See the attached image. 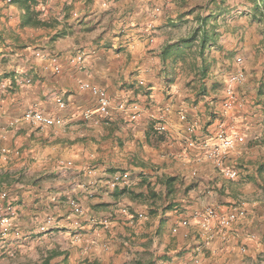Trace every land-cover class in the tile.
I'll list each match as a JSON object with an SVG mask.
<instances>
[{"label":"crops","instance_id":"1","mask_svg":"<svg viewBox=\"0 0 264 264\" xmlns=\"http://www.w3.org/2000/svg\"><path fill=\"white\" fill-rule=\"evenodd\" d=\"M9 1L0 0V195L17 211L4 238L22 246L11 243L15 255L3 250L0 264H264V60L233 63L242 30L224 24L238 0H47L53 31L21 29ZM202 22L210 42L161 58ZM237 71L245 78L224 91ZM28 109L48 123L30 125ZM218 121L242 139L233 178L197 147L215 142ZM208 207L230 217L223 232L197 221Z\"/></svg>","mask_w":264,"mask_h":264},{"label":"bare ground","instance_id":"2","mask_svg":"<svg viewBox=\"0 0 264 264\" xmlns=\"http://www.w3.org/2000/svg\"><path fill=\"white\" fill-rule=\"evenodd\" d=\"M243 79L244 73L242 71H237L236 73H234L230 77L229 82L226 84V91L228 93H231L234 87L239 84ZM82 87L86 88V83L83 84ZM91 94L93 97H95L99 107L103 108L107 106L108 102L105 98L102 97L100 90L91 89ZM25 116L30 125L36 127L43 126L46 120L45 117L36 110L28 111L27 115ZM90 116H92V113L90 111L84 113V117L89 118ZM228 123L218 121L215 125L216 129L214 131L215 142H213V144L211 145H208L205 142L199 143L197 147L199 148V150H203V159L208 161L216 172L221 175L223 174L228 178H233L238 175L239 167H235L229 164L230 152L235 149L237 143H239L242 139L237 133V126L234 123ZM195 127L196 124L190 125L189 131L192 132ZM183 141L185 145L191 143L190 137L185 138V140ZM1 154L2 156L10 155V151L3 149L1 151ZM60 165L65 167H71L72 163L70 161L60 162ZM119 181L120 176L116 174L109 179L108 184L111 187H114ZM0 200L3 201L1 202L2 205H0V239H3L6 236L7 231L14 230L15 221L17 219V211L15 210L14 206L9 203L6 206L3 205L5 195H0ZM195 216L197 218V221L201 223L205 229L214 228L216 231L223 232L225 229L228 228L229 224H231L230 217L226 215L222 210L214 207H208L202 212L196 214ZM52 220V218L48 219L47 224H51L53 222ZM179 223H181L182 226L187 225L186 220H181ZM103 226L107 227V223L103 224Z\"/></svg>","mask_w":264,"mask_h":264},{"label":"trees","instance_id":"3","mask_svg":"<svg viewBox=\"0 0 264 264\" xmlns=\"http://www.w3.org/2000/svg\"><path fill=\"white\" fill-rule=\"evenodd\" d=\"M47 0H10L9 4L15 6L19 10V27L21 29H44V30H56L59 22L55 18H47L44 12V6ZM254 8L259 12L264 11V0H253ZM207 21V19H206ZM199 29L195 30L194 35L189 40H183L180 42V46H167L165 50L161 53L162 59H172V58H181L183 57L186 49L192 44L195 46H205L211 40V29H205L206 22H202ZM214 26V25H212ZM203 28V31L201 29ZM200 32V34L198 33ZM66 34V31L58 30L51 37L50 40L54 41L57 38H60ZM12 38L11 36L9 37ZM1 39V37H0ZM13 39V38H12ZM16 39H14V42ZM197 42V43H195ZM178 48V49H176ZM185 50V51H184ZM202 53V49H200L199 54ZM5 238L0 239V241H4ZM22 239L12 237L9 242L4 243L3 246H0V252L3 250L7 251V256L13 257L14 250L11 249L12 244L16 246V249L22 246ZM8 241V240H7ZM12 243V244H11ZM133 264H147L145 260L134 261Z\"/></svg>","mask_w":264,"mask_h":264},{"label":"rangeland","instance_id":"4","mask_svg":"<svg viewBox=\"0 0 264 264\" xmlns=\"http://www.w3.org/2000/svg\"><path fill=\"white\" fill-rule=\"evenodd\" d=\"M106 1H110V0H106ZM234 9H238L240 12H235V14L233 15V18H232L233 20H231V22L229 21V22H226L224 24L226 26V25H231L230 23H237V27L230 26V27H232L230 29L233 30V31H231L232 35L233 34L235 35V32H236L234 30V28L242 30L241 38L239 39V41L237 43V45L239 46L238 51L240 52V54L241 53L242 54H241V56L235 57L233 60V63L236 62L237 58H240V59H237V63L242 64L243 66H245V64H247V63H249V65L252 64V66H255L257 63L258 64L263 63V60H264V11L261 13V12L255 10L253 0H238ZM42 38H44V35H42ZM46 38H48V35H46ZM245 53L247 55H244ZM83 57L84 56H80V60ZM259 61H262V62H259ZM230 77L227 79V81L225 83L224 91L226 89V84L230 80ZM244 78H245V75H244ZM92 89H94V88H92ZM234 98H235V94H234L233 98L228 97V100L229 99L233 100ZM107 102L109 105V100ZM29 110H35V109H28L27 111H29ZM226 112L227 111L225 110V114H226ZM25 115H27V113L24 114V116ZM42 115L46 119L45 123L43 124V126H45L49 120H48V117H46L44 114H42ZM138 115H140V113L134 114V118L136 120H138L140 117V116L138 117ZM188 127H187V129H188ZM198 145H199V143H197V146ZM10 235L7 236V239H9ZM7 239L3 243H6Z\"/></svg>","mask_w":264,"mask_h":264}]
</instances>
